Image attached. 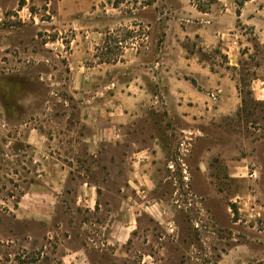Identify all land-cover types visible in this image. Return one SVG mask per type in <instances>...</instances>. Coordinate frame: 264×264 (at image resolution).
Segmentation results:
<instances>
[{"label":"rangeland","instance_id":"1","mask_svg":"<svg viewBox=\"0 0 264 264\" xmlns=\"http://www.w3.org/2000/svg\"><path fill=\"white\" fill-rule=\"evenodd\" d=\"M191 1L204 11L213 6L212 0ZM0 4V196L17 201L34 180L29 173L37 165L25 158L35 155L28 138L32 135L49 151H85L81 137L88 134L92 108L102 104L104 95L120 107V91L138 74L152 90L148 70L164 56L166 31L172 22L185 29L187 19L179 12L183 0ZM172 34L184 49L200 45L183 33ZM248 39L251 53L246 50L240 68L232 71L245 100L236 116L197 125L183 139L186 122L148 114L150 132L158 134L156 121L164 127L168 123L164 133L171 130L166 133L171 138L166 160L158 165L154 185L143 193L151 210L138 213L144 234L134 245L150 253L156 264H264V102L250 95L252 80H264V45L253 35ZM205 57L224 65L214 52ZM142 127L133 122L130 142L142 139ZM107 152L113 158L118 150ZM55 250L51 241L43 264H59ZM0 252L1 264H40L37 251L28 254L7 246ZM112 264H141V259H113Z\"/></svg>","mask_w":264,"mask_h":264},{"label":"crops","instance_id":"2","mask_svg":"<svg viewBox=\"0 0 264 264\" xmlns=\"http://www.w3.org/2000/svg\"><path fill=\"white\" fill-rule=\"evenodd\" d=\"M237 1L217 0L204 12L191 0H183L185 7L179 12L187 19L185 29L172 22L161 48L164 56L154 62L152 71L144 68L154 79L152 90L145 76L138 74L135 82L126 84V91H120V107L110 104L114 101L104 95L102 104L92 108L94 117L86 123L88 134L80 136L85 151L74 148L71 155L64 149L49 151L32 135L28 138V144H35L32 159L25 157L37 163L29 173L34 180L26 183L17 201L0 196V248L9 246L28 254L37 251L41 264L53 241L56 250L52 255L59 264H112L113 259L134 258L141 259V264L149 259L156 264L150 253L134 245L141 243L144 234L138 213L151 208L143 193L154 185L158 165L166 160L171 141L166 133L171 130L164 133L168 123L164 127L156 121L152 129L158 136L150 132L148 114L153 119L163 114L167 121L179 118L186 122L189 129L181 134L187 139L186 134L193 135V127H206L213 120L220 122L240 112L243 96L232 71L251 53V35L264 45V0H247L241 7ZM2 9L0 4V12ZM174 32L185 34L188 41L196 39L200 45L184 49L177 38L175 41ZM211 52L224 65L205 57ZM251 92L256 101L264 102V80L254 78ZM137 120L143 125V136L130 142L132 124ZM197 131L202 137L203 132ZM130 146L138 147L130 151ZM112 148L118 150L113 158L107 152ZM153 220L166 232L163 221ZM149 243L151 240L145 245ZM2 259L0 252V264Z\"/></svg>","mask_w":264,"mask_h":264},{"label":"trees","instance_id":"3","mask_svg":"<svg viewBox=\"0 0 264 264\" xmlns=\"http://www.w3.org/2000/svg\"><path fill=\"white\" fill-rule=\"evenodd\" d=\"M245 1H247V0H238L237 1V4H238V6L239 7H241L243 4H244V2ZM217 2V0H212V5H214L215 3ZM201 11H204L203 9H200ZM205 12V11H204ZM238 14H239V11H238ZM243 95V94H242ZM248 95H249V93H248ZM250 95H252V92L250 93ZM244 97H243V103H244Z\"/></svg>","mask_w":264,"mask_h":264}]
</instances>
